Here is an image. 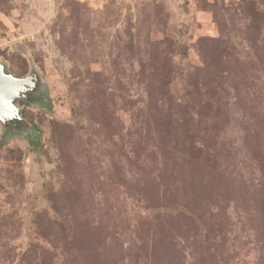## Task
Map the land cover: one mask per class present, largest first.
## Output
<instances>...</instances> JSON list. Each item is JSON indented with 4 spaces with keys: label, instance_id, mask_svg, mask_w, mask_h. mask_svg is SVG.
Listing matches in <instances>:
<instances>
[{
    "label": "rangeland",
    "instance_id": "1",
    "mask_svg": "<svg viewBox=\"0 0 264 264\" xmlns=\"http://www.w3.org/2000/svg\"><path fill=\"white\" fill-rule=\"evenodd\" d=\"M0 61V264H264V0H0Z\"/></svg>",
    "mask_w": 264,
    "mask_h": 264
},
{
    "label": "water",
    "instance_id": "2",
    "mask_svg": "<svg viewBox=\"0 0 264 264\" xmlns=\"http://www.w3.org/2000/svg\"><path fill=\"white\" fill-rule=\"evenodd\" d=\"M38 83L36 72L32 71L25 77H16L0 61V123L4 129H9L13 122L21 121L18 103H30L26 94L32 93Z\"/></svg>",
    "mask_w": 264,
    "mask_h": 264
},
{
    "label": "flooded vegetation",
    "instance_id": "3",
    "mask_svg": "<svg viewBox=\"0 0 264 264\" xmlns=\"http://www.w3.org/2000/svg\"><path fill=\"white\" fill-rule=\"evenodd\" d=\"M26 96L28 98H31V99H36L37 98V94H32V93H29V92L26 94ZM9 126H10V129L13 130V134H17L18 130L23 131L24 129H28V127L25 126L24 122H22V121L13 122Z\"/></svg>",
    "mask_w": 264,
    "mask_h": 264
}]
</instances>
